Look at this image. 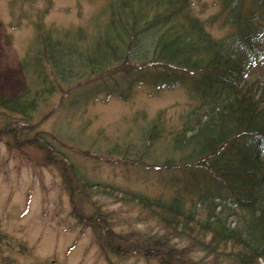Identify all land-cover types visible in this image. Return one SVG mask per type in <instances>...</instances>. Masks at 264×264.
<instances>
[{
  "label": "rangeland",
  "instance_id": "rangeland-1",
  "mask_svg": "<svg viewBox=\"0 0 264 264\" xmlns=\"http://www.w3.org/2000/svg\"><path fill=\"white\" fill-rule=\"evenodd\" d=\"M111 1L0 0V95L15 98L41 87L34 66L40 48L36 24L83 28L91 40L109 20ZM222 1L191 0L192 12L203 20L217 17L207 24L217 38L235 30ZM123 76L110 77L111 83ZM147 76L152 81L157 69ZM101 78L58 85L39 98L29 119L0 112V264H161L162 257L239 264L179 236L137 201L83 187L84 181L105 184L190 205L214 185L207 173L168 165L180 159L175 131L199 104L186 87L161 90L146 82L123 99L110 95L111 84ZM155 123L163 134L151 140ZM228 220L234 225L242 217L231 212Z\"/></svg>",
  "mask_w": 264,
  "mask_h": 264
},
{
  "label": "trees",
  "instance_id": "trees-1",
  "mask_svg": "<svg viewBox=\"0 0 264 264\" xmlns=\"http://www.w3.org/2000/svg\"><path fill=\"white\" fill-rule=\"evenodd\" d=\"M222 2L223 10H229L227 22L235 26L222 38L207 29L217 17L203 20L192 12L191 0L111 1L109 20L91 40L83 28H43L38 23L34 66L40 90L27 89L15 98L0 95V112L29 119L41 96L93 76L108 80L110 95L123 99L133 86L146 82L161 90L186 87L199 104L175 131L173 148L180 159L168 165L209 174L211 191H200L187 205L178 198L137 197L105 184L84 181L83 187L137 201L176 234L210 252L239 264H264V0ZM150 69H157L152 81ZM121 74L125 80L111 83L110 77ZM162 134L155 123L147 137ZM231 212L241 214L242 221L233 225ZM181 261L162 257L160 262Z\"/></svg>",
  "mask_w": 264,
  "mask_h": 264
}]
</instances>
